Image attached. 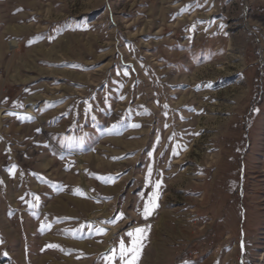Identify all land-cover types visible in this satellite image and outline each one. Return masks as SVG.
I'll use <instances>...</instances> for the list:
<instances>
[{
  "label": "rangeland",
  "instance_id": "rangeland-1",
  "mask_svg": "<svg viewBox=\"0 0 264 264\" xmlns=\"http://www.w3.org/2000/svg\"><path fill=\"white\" fill-rule=\"evenodd\" d=\"M134 212L152 241L119 236ZM134 238L136 264H264V0H0V264Z\"/></svg>",
  "mask_w": 264,
  "mask_h": 264
},
{
  "label": "snow or ice",
  "instance_id": "snow-or-ice-1",
  "mask_svg": "<svg viewBox=\"0 0 264 264\" xmlns=\"http://www.w3.org/2000/svg\"><path fill=\"white\" fill-rule=\"evenodd\" d=\"M133 126L138 127L137 125H133ZM156 187L159 188L160 184L157 183ZM156 198H157V195L154 194L152 200L154 201ZM155 207L156 205L152 201L146 204L144 212H143V215L145 216V218H147L151 214V212L153 211ZM144 231H145L144 229H136V233H142ZM129 236H134V234L129 233ZM119 253H120V258L122 260L125 258L126 255L131 253L130 258L125 261V264H136V260L139 256V248L137 247V240L135 238L133 239V247L131 249L127 248L123 244V242H121ZM113 255H115V253ZM108 259H111V258H108Z\"/></svg>",
  "mask_w": 264,
  "mask_h": 264
},
{
  "label": "crops",
  "instance_id": "crops-1",
  "mask_svg": "<svg viewBox=\"0 0 264 264\" xmlns=\"http://www.w3.org/2000/svg\"><path fill=\"white\" fill-rule=\"evenodd\" d=\"M134 217H133V224L131 227L129 228H126L123 230V232H121V234L119 236H124L125 233L127 232H131V233H136V229H144L145 231L142 232V233H136L137 235H144V234H148L150 237H151V241L153 239V237L155 236V231H156V228L154 226V220L153 219H148L146 221H138V222H135V220H139L140 219V213H135L134 212ZM147 231V233H145ZM115 239V238H114ZM245 246L246 245H240V251H244L245 250ZM108 248V246H107ZM242 255V253H241ZM240 255V256H241ZM175 264V263H174ZM180 264H187L186 263V260L184 259L182 262H180ZM200 264H201V261H200Z\"/></svg>",
  "mask_w": 264,
  "mask_h": 264
},
{
  "label": "bare ground",
  "instance_id": "bare-ground-1",
  "mask_svg": "<svg viewBox=\"0 0 264 264\" xmlns=\"http://www.w3.org/2000/svg\"><path fill=\"white\" fill-rule=\"evenodd\" d=\"M59 44V43H58ZM15 42L12 44V47H15ZM69 47V46H68ZM68 50V49H67ZM51 51V50H50ZM65 52V51H64ZM186 157V156H185ZM177 161H179V160H177ZM68 207V206H67ZM184 217V216H183ZM184 224V223H183ZM104 226V225H103ZM159 226V225H158ZM158 226H157V228H156V232L159 230L158 229ZM105 228H106V226H104ZM109 230H111V233H110V235L109 236H113V235H115V229H113L112 227H107ZM107 238V237H106Z\"/></svg>",
  "mask_w": 264,
  "mask_h": 264
},
{
  "label": "built area",
  "instance_id": "built-area-1",
  "mask_svg": "<svg viewBox=\"0 0 264 264\" xmlns=\"http://www.w3.org/2000/svg\"><path fill=\"white\" fill-rule=\"evenodd\" d=\"M196 255H199V253L197 252ZM189 260L193 261L192 258H190Z\"/></svg>",
  "mask_w": 264,
  "mask_h": 264
}]
</instances>
